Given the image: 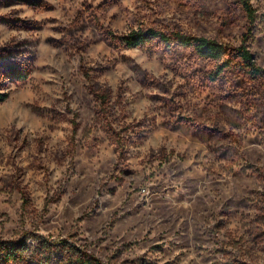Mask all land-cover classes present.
I'll return each mask as SVG.
<instances>
[{
	"label": "rangeland",
	"instance_id": "374dc122",
	"mask_svg": "<svg viewBox=\"0 0 264 264\" xmlns=\"http://www.w3.org/2000/svg\"><path fill=\"white\" fill-rule=\"evenodd\" d=\"M253 3L264 68V0ZM0 15L32 23L0 21V49L18 42L28 63L25 80L0 74V241L23 242L32 264L73 250L106 264H264V86L214 81L215 62L188 48L108 34L237 46L239 0H40ZM86 72L112 93L108 111Z\"/></svg>",
	"mask_w": 264,
	"mask_h": 264
},
{
	"label": "trees",
	"instance_id": "16d2710c",
	"mask_svg": "<svg viewBox=\"0 0 264 264\" xmlns=\"http://www.w3.org/2000/svg\"><path fill=\"white\" fill-rule=\"evenodd\" d=\"M239 1L247 19V27L246 32L243 34L241 44L237 46L222 43L216 38L198 36L182 31L166 32L153 27L133 29L122 36H116L112 31H108V34L112 39L122 43L127 48L144 47L147 44L158 41L167 47L177 46L179 48L191 49L197 58L215 62L216 68L211 76L212 80H223L225 73L230 72V74H234L235 76L245 75L250 82L257 83L258 89H262L264 86V68L257 64L255 56L249 46V42L254 36L257 10L253 3L254 0ZM39 3L40 0H0V6L24 4L35 7ZM0 21L19 27H32V23L21 22L22 20L17 16L0 15ZM8 47L7 52L6 47L0 49V54L5 58L3 60L0 59V74L6 76L7 79L16 81L25 80L28 76V63L20 60H24L26 55L24 47H18V42L11 43ZM85 75L90 82V92L100 103V106L105 111H108L111 105L112 93L109 90L96 89L89 72H86ZM6 98L7 95L5 93H0V102L5 101ZM208 133L214 135L216 131L210 128ZM118 145H120V139ZM162 156H165V154L162 153ZM63 245L65 247L67 245L68 252H71L67 242ZM27 251L24 243L21 241H0V264H32L28 261L25 262L27 259L25 254ZM79 252L78 250L75 253L73 250V258L76 256V259L72 260L70 257L71 261L60 260L58 264H106L92 255L87 253L78 254ZM50 262L51 260L49 259L42 261L43 264H49Z\"/></svg>",
	"mask_w": 264,
	"mask_h": 264
},
{
	"label": "clouds",
	"instance_id": "9594fccd",
	"mask_svg": "<svg viewBox=\"0 0 264 264\" xmlns=\"http://www.w3.org/2000/svg\"><path fill=\"white\" fill-rule=\"evenodd\" d=\"M171 78V74H169V79ZM102 83H104V81H101ZM72 108H73V110H75L76 109V105L75 104H72ZM70 127V126H69Z\"/></svg>",
	"mask_w": 264,
	"mask_h": 264
}]
</instances>
